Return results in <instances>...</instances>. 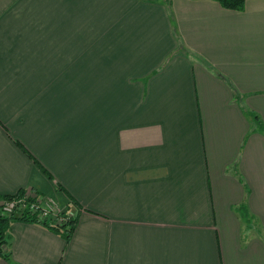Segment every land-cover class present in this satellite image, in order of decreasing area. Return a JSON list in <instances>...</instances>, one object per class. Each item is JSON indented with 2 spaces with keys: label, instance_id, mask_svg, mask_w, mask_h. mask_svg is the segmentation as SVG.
Masks as SVG:
<instances>
[{
  "label": "crops",
  "instance_id": "crops-1",
  "mask_svg": "<svg viewBox=\"0 0 264 264\" xmlns=\"http://www.w3.org/2000/svg\"><path fill=\"white\" fill-rule=\"evenodd\" d=\"M21 189L78 223L13 221L0 264H264V0H0Z\"/></svg>",
  "mask_w": 264,
  "mask_h": 264
},
{
  "label": "trees",
  "instance_id": "trees-1",
  "mask_svg": "<svg viewBox=\"0 0 264 264\" xmlns=\"http://www.w3.org/2000/svg\"><path fill=\"white\" fill-rule=\"evenodd\" d=\"M168 3H171V0H166ZM219 1L224 7L230 8V9H242L245 4V0H217ZM253 115V114H252ZM254 118H258L257 115H253ZM262 122H260L261 125ZM25 151L27 149L23 146H21ZM32 156L31 154H29ZM28 191L26 189H21L15 194H5L0 196V200L7 201L18 197L27 196L29 197L28 200H32L31 196L37 193H33V191L30 193V196H28ZM70 198V203L74 204V206H79V203L77 200L68 194ZM244 213L245 210L243 209ZM69 210L60 211L57 215L65 219L64 222L61 224L55 223L53 219H40L35 214H31L28 210L24 211L23 214L17 215V214H10V215H2L4 214L0 210V256L4 258L7 261H11V255L8 252L4 251L5 246L8 244L7 236H8V230L10 228V225L15 220H23L28 222H37L41 223L51 230L61 234L66 240H70L73 236V233L76 229V225L78 223V217L69 214Z\"/></svg>",
  "mask_w": 264,
  "mask_h": 264
},
{
  "label": "built area",
  "instance_id": "built-area-1",
  "mask_svg": "<svg viewBox=\"0 0 264 264\" xmlns=\"http://www.w3.org/2000/svg\"><path fill=\"white\" fill-rule=\"evenodd\" d=\"M27 195L30 196V193ZM28 198L29 197L27 196H23L4 201L5 204L2 206V209L5 213L8 212L10 214H14L12 212H17V215L23 214L24 211L28 210L31 214L37 215L40 219H48V215L60 212L55 211L54 205L52 208L42 204L44 201L55 204V201L50 198H46L45 196L39 194L31 196L32 200H28Z\"/></svg>",
  "mask_w": 264,
  "mask_h": 264
},
{
  "label": "rangeland",
  "instance_id": "rangeland-1",
  "mask_svg": "<svg viewBox=\"0 0 264 264\" xmlns=\"http://www.w3.org/2000/svg\"><path fill=\"white\" fill-rule=\"evenodd\" d=\"M44 193V192H43ZM45 195V197L46 198H50V199H52L53 201H57V199H56V197L53 195V194H51V193H44ZM4 204H5V202L4 201H2V200H0V210L4 213V214H2V215H10V213H8V212H4L3 211V209H2V206H4ZM42 204H44V205H46V206H48V207H52L53 208V205H54V207H56V205L54 204V203H52V202H49V203H47V202H43ZM12 213H14V214H17V212H12ZM59 213V212H58ZM58 213H54V214H50V215H48L47 216V218L48 219H53L54 220V222L56 223H58V224H61L62 222H64L65 221V219L64 218H62V217H60V215L58 216L57 214ZM9 238H8V236H7V240H8Z\"/></svg>",
  "mask_w": 264,
  "mask_h": 264
}]
</instances>
